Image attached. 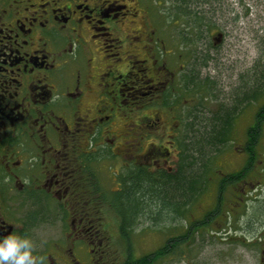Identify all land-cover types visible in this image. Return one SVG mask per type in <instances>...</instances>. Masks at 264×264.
Here are the masks:
<instances>
[{
    "label": "flooded vegetation",
    "instance_id": "1",
    "mask_svg": "<svg viewBox=\"0 0 264 264\" xmlns=\"http://www.w3.org/2000/svg\"><path fill=\"white\" fill-rule=\"evenodd\" d=\"M145 3L0 0V235L29 236L40 264H136L128 247L118 249L128 230L115 217L137 218L129 202L181 171L187 142L179 110L186 94L195 100L197 67L174 66L178 48L168 49ZM224 30L211 34L214 47ZM195 35L204 47L203 30ZM258 83L240 89V105H227L237 108L230 115L236 162L221 160L204 216L219 206L223 218L234 217L237 205L263 198ZM243 113L249 121L236 143ZM251 222L260 228L252 240L239 235L264 264V219Z\"/></svg>",
    "mask_w": 264,
    "mask_h": 264
},
{
    "label": "rangeland",
    "instance_id": "2",
    "mask_svg": "<svg viewBox=\"0 0 264 264\" xmlns=\"http://www.w3.org/2000/svg\"><path fill=\"white\" fill-rule=\"evenodd\" d=\"M146 2L145 7L155 12L154 23L159 34L161 32L162 37L165 38L168 49L178 48L173 61L174 66L177 69H180V65H184L185 69L190 66L197 67L198 90L193 95L195 100L191 102L192 97L186 94L185 98L189 100L186 105L182 103V108L179 110L184 130H186L182 135L185 134V142L188 141V136L196 141L198 137H207L213 129L220 131L219 124L211 122V117H214L215 112L221 110L222 107L229 105L231 99L234 100V95L240 94L239 90L244 85L250 88L255 82H260L259 77H256L252 71L264 72V0H203L206 4L204 8L198 7L200 3L197 4L198 6L192 3L191 9H187L185 14L175 10L178 5L177 0H146ZM222 26L226 27V30L222 31L223 39L216 43L213 41L214 47L210 40L211 34ZM197 29L205 33L204 40L207 47H202L198 42L200 38L195 37ZM184 33L188 36L186 38L193 39V42H186ZM209 55H212L213 60L203 67L208 59L206 56ZM258 84L264 85V79ZM178 100L181 102V98ZM170 103L169 105H172ZM189 111L198 115L197 120L187 116ZM241 117L236 124V143L242 141L249 121L246 113H243ZM191 120L195 122L194 129L188 125ZM232 136L231 134V138ZM231 140L223 145V151L220 157H217L218 166L221 160L235 164ZM183 148L185 149L186 145ZM206 151L209 153L210 149ZM185 152L186 154L191 153L194 160L189 159L190 164L187 163L186 155V158L180 162V170L185 163L186 166L189 165L188 168L194 170L193 175L198 174L200 165L196 160L199 156L193 149L187 152L186 148ZM223 170L227 171L230 168L226 167ZM214 174L215 172L211 173V178ZM211 178L209 183H205V192L194 201L193 196L189 201L184 199L180 201V214H177L175 210H165L162 205L146 211V208L145 210L143 208L144 205L141 204L144 200L141 201L137 195V205L141 204L142 207L131 216L137 217L138 213H144V211L145 213L132 220V231L127 239L122 238L123 241L121 239L117 241L118 249L122 251L127 250L128 247L135 261H138L154 255L170 243V240L178 239L181 235L188 233V239L183 241V245L177 246L178 253L160 258L153 264H258L259 248L248 241L252 240L253 232L260 230L258 225L253 228L251 221L256 223L264 219V195L258 201L237 205L234 217L227 214L228 216L223 218L221 214L227 211L223 207L217 214L220 219L211 223L209 222L210 217L206 216L207 226L205 228L201 230H197L196 227L192 228L191 225L194 223L204 221L205 212L212 208L213 194L211 195L210 190L214 184ZM155 186L158 189L165 187L159 183ZM196 186V189L200 191L201 184L198 183ZM168 187L169 185L167 191L170 195H176L175 187L172 186L170 189ZM128 205L134 206L133 202H129ZM182 211L185 212L182 213ZM115 222L117 227L118 225L121 227L122 222L116 217ZM237 229L239 230L235 231ZM239 233L246 234L245 238L248 240L245 241L246 244L241 240L243 236Z\"/></svg>",
    "mask_w": 264,
    "mask_h": 264
},
{
    "label": "trees",
    "instance_id": "3",
    "mask_svg": "<svg viewBox=\"0 0 264 264\" xmlns=\"http://www.w3.org/2000/svg\"><path fill=\"white\" fill-rule=\"evenodd\" d=\"M178 1V11L179 12H183L186 13L187 9H188V5L193 4H198V3H205L202 0H177ZM202 1V2H201ZM209 60V58L207 59V61ZM260 72V71H257ZM261 79H264V72L261 75ZM241 89V88H240ZM240 91V90H239ZM234 100H232V103L237 107L238 105H240V103L243 101V96L240 94L238 95H234ZM233 107V109L231 110V108H229L227 105H225L224 107H222L221 110L215 112L214 117L212 118L213 123H217L219 124V129L218 130H214L211 131L209 133V135L206 137H198L196 139V141H193L192 138H190L191 136H188V141L186 145L187 148V152L190 149L192 151L197 153V155L199 156L197 158V162H199V168H198V174L197 175H193V171L191 168H189L187 170V168L185 167L184 169L182 168V170L178 173V175L176 177H168V176H163L161 175L160 177V181H159V185L163 184L165 185V187H161V189H158L155 187V189L153 190L150 187V190H146L145 195L143 197H145V200L141 203L146 211H151L155 208L160 207L161 205L163 207H165V210L167 209L169 210H175V212L178 214L181 213V210L179 211L181 205L179 204L181 200H190V198L192 197L193 201L194 199H196L200 194L204 193L206 188H205V183H209V179L211 178V173L215 172L214 175H212L211 180L213 181L214 179H216L218 177V170H219V166L217 164V157L220 155V153L223 151V145L229 143V140H231V133L233 131V128L230 126V115H231V111L234 112V115L236 116V110L237 108ZM192 111H189V115H187L188 117H192L193 119L197 120L198 115H196V113L192 114ZM192 115V116H190ZM188 125L190 126L191 129H194V125L195 122H193V120H191V122H188ZM229 138V139H228ZM184 144V142H183ZM189 145V146H188ZM184 146V145H183ZM189 147V148H188ZM196 147V148H195ZM185 148V149H186ZM210 149L209 153H207L206 149ZM185 149H182V159L186 158L187 155V163H189V159L190 160H194V156L191 153L186 154ZM212 154V156H211ZM190 164V163H189ZM201 184V188L200 191L196 189V185L197 184ZM169 185V189L174 186L175 190H176V195H170V192L167 191V186ZM137 202H133L134 206L132 207L131 205V212L135 213L137 209H139L141 206V204L137 205ZM186 204V203H185ZM120 209H123L122 205H119ZM219 206H217V208L212 211L210 214L212 216V218H209V216H207L209 218V222L213 223V221H216L218 219V212L219 210ZM125 210V209H123ZM185 211H182V213H184ZM145 213V211H144ZM144 213H138L139 216L143 215ZM159 215V214H158ZM204 221L202 220L201 222H196V223H192L193 227H196L197 230H201L202 228H205L207 226V221L206 218ZM122 220V219H121ZM133 219H128L123 218L122 220V225L121 227H124L125 230H128L125 232V238L127 239V236L129 235V233H131L130 229H128V224L131 223ZM124 230V231H125ZM188 233H185L183 235H181L180 238L175 240H170V243H167L163 248H161L157 253H155L152 256L149 257H144L141 258L138 261H135L136 264H153L155 262L158 261V259L163 258V257H167V256H171L172 254H176L178 253V249L177 246L183 245V241L188 239Z\"/></svg>",
    "mask_w": 264,
    "mask_h": 264
},
{
    "label": "clouds",
    "instance_id": "4",
    "mask_svg": "<svg viewBox=\"0 0 264 264\" xmlns=\"http://www.w3.org/2000/svg\"><path fill=\"white\" fill-rule=\"evenodd\" d=\"M33 249L26 234L0 235V264H40L43 257L34 255Z\"/></svg>",
    "mask_w": 264,
    "mask_h": 264
}]
</instances>
